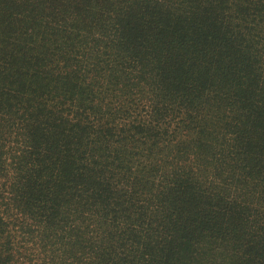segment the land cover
<instances>
[{
    "label": "trees",
    "instance_id": "1",
    "mask_svg": "<svg viewBox=\"0 0 264 264\" xmlns=\"http://www.w3.org/2000/svg\"><path fill=\"white\" fill-rule=\"evenodd\" d=\"M0 264H264V0H0Z\"/></svg>",
    "mask_w": 264,
    "mask_h": 264
}]
</instances>
